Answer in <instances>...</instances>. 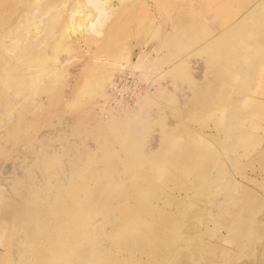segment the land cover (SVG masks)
Segmentation results:
<instances>
[{
    "label": "rangeland",
    "instance_id": "1",
    "mask_svg": "<svg viewBox=\"0 0 264 264\" xmlns=\"http://www.w3.org/2000/svg\"><path fill=\"white\" fill-rule=\"evenodd\" d=\"M116 8L91 53L63 41L62 56H10L9 0H0V264H41L42 235L18 220L32 204L62 241L134 250V264H264V115L249 113L264 112V0ZM97 46L102 56L91 55ZM125 62L136 69L124 85ZM174 142L207 178L179 171L182 159L164 153ZM116 186L124 190L111 195ZM103 191L82 217L67 206ZM137 199L172 221L141 219ZM124 232L157 245L122 248L113 240Z\"/></svg>",
    "mask_w": 264,
    "mask_h": 264
},
{
    "label": "bare ground",
    "instance_id": "2",
    "mask_svg": "<svg viewBox=\"0 0 264 264\" xmlns=\"http://www.w3.org/2000/svg\"><path fill=\"white\" fill-rule=\"evenodd\" d=\"M122 1L123 0H9L7 15V49L9 55L62 56L60 55L62 52L60 51V53L58 50L59 48L63 50V48L60 47L63 41L67 48L71 46L73 49L87 50V52L91 53V44L95 42L101 43L103 41L101 37H103L106 23H109L107 26L108 28L112 26L110 22H115V18L118 15L116 7L119 6ZM63 46L65 45L63 44ZM66 46L65 49L67 50ZM101 52L102 50L97 46V49L91 55L102 56ZM122 65L128 69L127 72L125 71V74L123 73L125 78H123L122 82L125 85L128 76L136 69V64L132 62ZM46 71L45 69L44 72ZM10 83L11 82H9V84ZM250 109L252 110L249 112L251 115H264L260 105L254 104ZM261 120L263 119L261 118ZM261 132L264 134V127L261 129ZM263 138L264 136L262 135L261 137H257V145L262 144L263 141L261 140H263ZM174 144L176 143H172L170 150L164 153L170 156V159H182V161H176L183 166L179 171L184 172L186 175L192 174L194 176L199 175L207 178L211 170L202 168L201 163L190 155L187 157L184 153L175 154L178 150V146ZM255 146L254 151L256 152L248 153V156H255V154L258 153ZM260 154L264 160V149ZM216 164V162H212L210 165L216 166ZM133 185L139 190L146 187L144 183H133ZM122 190L124 189H120V187L111 188L110 194L113 195L118 191L122 193ZM103 193L104 191L102 193L96 192L91 200L86 199L84 202L77 204V206H67L73 207V210H77L79 216L82 217L88 210V202H92L91 207L101 205V202L104 200ZM248 194L252 197L254 196L251 193ZM133 198L135 199V197ZM155 200L159 202L157 198H155ZM135 201V209H138V216L141 219L148 216H155L159 221H165L166 223L172 221L166 213L156 208L153 204L139 199ZM170 201L172 202L171 199ZM42 208H44V210L51 209L44 206H42ZM118 211L126 215L132 214L130 216L131 218L135 217L131 209L120 208ZM21 212L22 214L19 215L18 220L28 228L37 230L42 235L43 239H41L38 249L40 251L39 259L41 260V264H70L69 260L71 257L74 260L71 264H134L132 260L129 259L133 257L134 250L129 256L122 253L123 249L119 254L113 255V253L110 252L113 247L107 248V245L100 248L98 245H89L86 238L82 235H75L72 240L66 243L64 240L62 241V239H60L62 235L61 227H59V230L50 229L51 224L47 218L48 212H42V210L34 204L21 208ZM3 215L5 217L4 213ZM5 221H7L6 218L1 219L0 226H3ZM87 221V225L92 223L91 220ZM79 222L82 224V219H80ZM231 229L232 228H230V230ZM113 241L116 245L122 246V248H132L135 244L134 246H136L137 249L139 248L140 251L146 248L145 251L149 253H151L155 245H157V241H154L152 238H144L131 232H124V234L118 236Z\"/></svg>",
    "mask_w": 264,
    "mask_h": 264
}]
</instances>
